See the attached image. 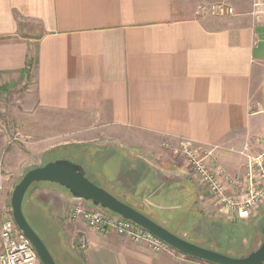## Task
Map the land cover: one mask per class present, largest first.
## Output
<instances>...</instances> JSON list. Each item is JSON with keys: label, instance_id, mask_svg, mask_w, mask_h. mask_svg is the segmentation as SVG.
<instances>
[{"label": "crops", "instance_id": "0c3cea01", "mask_svg": "<svg viewBox=\"0 0 264 264\" xmlns=\"http://www.w3.org/2000/svg\"><path fill=\"white\" fill-rule=\"evenodd\" d=\"M253 2L0 0V85L33 76L31 153L112 150L108 162L127 160L108 181L119 200L152 219L156 199L178 190L194 216L218 214L173 149L182 141L216 145V162L235 178L246 162L239 152L260 151L264 26L250 16ZM217 3L235 14L196 15L199 5ZM75 226L84 264H208Z\"/></svg>", "mask_w": 264, "mask_h": 264}, {"label": "rangeland", "instance_id": "374dc122", "mask_svg": "<svg viewBox=\"0 0 264 264\" xmlns=\"http://www.w3.org/2000/svg\"><path fill=\"white\" fill-rule=\"evenodd\" d=\"M33 93V76L25 80H9L0 85V221L12 216L10 197L15 185L30 168L42 164L40 155L31 153L34 134L33 129L26 127L31 115L29 107L33 104ZM80 151L84 157L65 158L80 165L90 182L118 198L108 181L117 178V167L120 168V164L127 163V160L119 156L121 160L108 162L107 158L116 154L112 150L89 148L87 151L81 148ZM178 193V190H174L172 199L163 196L155 201L160 208L159 211L155 210L168 223L163 224L164 227L173 234L234 257L246 256L262 244L264 235L254 222L264 213V209L252 218L241 221H228L216 213L194 216L192 208H189V200ZM143 199L149 204L152 200L147 197ZM77 204L83 205L73 200L66 189L51 183L34 184L25 194L22 204L24 217L56 264H84L85 243L80 236H75V222L78 221L70 219L72 206ZM158 215L155 213L152 219L156 221Z\"/></svg>", "mask_w": 264, "mask_h": 264}, {"label": "built area", "instance_id": "2783aa9c", "mask_svg": "<svg viewBox=\"0 0 264 264\" xmlns=\"http://www.w3.org/2000/svg\"><path fill=\"white\" fill-rule=\"evenodd\" d=\"M197 16H232L234 9L227 3L199 5ZM250 16L257 25L264 26V0H254ZM216 145H203L182 141L173 149L175 155L183 158L199 189L208 194L218 214L228 221L247 220L264 209V143L260 151L247 155V146L239 152L246 156L243 176L231 177L218 165L215 153ZM74 205L70 219L83 221L89 228L101 235L111 234L126 237L134 243L144 244L153 252L171 251L162 241L136 224L124 220L90 202ZM85 203H89L87 206ZM2 251L0 264H38L39 259L32 244L17 228L12 216L0 221Z\"/></svg>", "mask_w": 264, "mask_h": 264}, {"label": "water", "instance_id": "95a60500", "mask_svg": "<svg viewBox=\"0 0 264 264\" xmlns=\"http://www.w3.org/2000/svg\"><path fill=\"white\" fill-rule=\"evenodd\" d=\"M38 183L56 184L66 189L73 200L90 202L112 214L130 221L151 233L175 252L208 264H264V240L262 244L246 256L232 257L210 250L178 237L145 214L101 189L85 177L80 165L66 159L56 160L29 169L15 185L10 208L17 228L30 241L41 264H56L48 249L26 221L22 204L26 192ZM255 227L264 235V213L258 217Z\"/></svg>", "mask_w": 264, "mask_h": 264}, {"label": "trees", "instance_id": "16d2710c", "mask_svg": "<svg viewBox=\"0 0 264 264\" xmlns=\"http://www.w3.org/2000/svg\"><path fill=\"white\" fill-rule=\"evenodd\" d=\"M32 65H33V61L30 59L28 62V65H27L28 68H27V70L24 71L25 74H28L30 72ZM63 153L64 152L62 149H56V150H53L51 152L46 153L42 158L43 160H42L41 166L45 165L46 163L56 161V160H61V159L68 160L67 158H65L66 154H63ZM33 168H35V167H33ZM30 169H32V168H30ZM196 245H198V244H196ZM199 246H201V245H199ZM202 247L206 248L205 246H202ZM220 253L225 254L223 252H220ZM232 257H234V256H232Z\"/></svg>", "mask_w": 264, "mask_h": 264}]
</instances>
